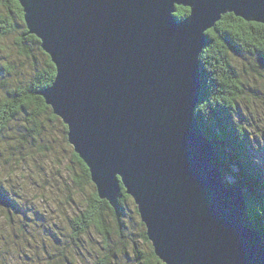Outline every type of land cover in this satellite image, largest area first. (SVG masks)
<instances>
[{
    "label": "water",
    "instance_id": "95a60500",
    "mask_svg": "<svg viewBox=\"0 0 264 264\" xmlns=\"http://www.w3.org/2000/svg\"><path fill=\"white\" fill-rule=\"evenodd\" d=\"M17 1L55 67L38 94L98 197L116 211L123 187L164 264H264L244 191L193 113L205 33L227 13L264 25V0Z\"/></svg>",
    "mask_w": 264,
    "mask_h": 264
},
{
    "label": "trees",
    "instance_id": "16d2710c",
    "mask_svg": "<svg viewBox=\"0 0 264 264\" xmlns=\"http://www.w3.org/2000/svg\"><path fill=\"white\" fill-rule=\"evenodd\" d=\"M175 8L174 16L177 19L186 17L189 12L186 7L176 6ZM260 25L262 24L246 22L227 13L205 33L206 45L198 56L199 100L193 113L203 134L220 156L221 173L223 176L229 174L233 178V184L240 185L244 191L248 217L264 240V167L250 154L247 132L233 118L240 88L236 71L229 59L230 52L236 54L247 52L255 56V64H264V27ZM9 36L13 37L12 46L20 60V65L16 70L11 63L0 64V143L4 133L9 130V124L20 116L23 117V124L21 128L16 126L14 130L15 134L18 131L21 133L16 143L12 139H7L3 148L0 149V160L6 163L16 155L15 152L19 154L22 152L27 144V137L33 142L43 133L45 121L60 122L64 127L66 139V126L52 113L51 108L38 94L39 90L52 83L55 67L49 56L40 48L39 40L27 33L18 1L0 0V40ZM18 142L21 146L17 144ZM71 155L81 169V175L75 182L90 184L93 192L82 211L69 220L70 235L72 238H78L90 227H94L107 244L111 233L109 222L122 236L124 206L132 198L125 194L121 187L115 211L106 200L98 197L86 165L74 151ZM20 156L19 159L26 163L28 158L24 154ZM19 159L16 163L20 162ZM0 191L9 200L1 184ZM10 203L13 204V201L11 200ZM1 208L0 206V210ZM133 212L139 217L136 205ZM137 225L141 227L142 241L149 246L148 253L145 255L136 247L133 248L137 262L164 264L155 256L140 218ZM111 258V252L108 251L91 264H113Z\"/></svg>",
    "mask_w": 264,
    "mask_h": 264
},
{
    "label": "rangeland",
    "instance_id": "374dc122",
    "mask_svg": "<svg viewBox=\"0 0 264 264\" xmlns=\"http://www.w3.org/2000/svg\"><path fill=\"white\" fill-rule=\"evenodd\" d=\"M12 42V36L0 40V64L11 63L18 70L20 60ZM229 59L240 88L233 118L247 132L250 154L264 167V64H255V56L247 52H230ZM22 120L20 116L9 124L0 149L7 139L16 143L21 133L14 130L21 128ZM44 124L43 133L33 142L27 137L20 151L28 158L26 163L17 152L8 163L0 160V184L8 201H13L0 210V264H91L108 251L113 264H139L133 248L145 255L149 246L140 237L132 199L124 206L122 236L109 222L107 244L94 227L78 238L71 237L69 220L82 211L93 187L75 182L81 169L73 161L63 125L58 121ZM223 177L233 184L229 174Z\"/></svg>",
    "mask_w": 264,
    "mask_h": 264
},
{
    "label": "snow or ice",
    "instance_id": "6c2138e0",
    "mask_svg": "<svg viewBox=\"0 0 264 264\" xmlns=\"http://www.w3.org/2000/svg\"><path fill=\"white\" fill-rule=\"evenodd\" d=\"M261 27H264V25H260ZM6 67V64L4 65Z\"/></svg>",
    "mask_w": 264,
    "mask_h": 264
}]
</instances>
